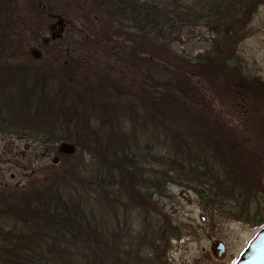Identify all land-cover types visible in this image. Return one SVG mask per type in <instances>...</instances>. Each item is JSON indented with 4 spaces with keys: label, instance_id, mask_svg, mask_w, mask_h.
<instances>
[{
    "label": "rangeland",
    "instance_id": "obj_1",
    "mask_svg": "<svg viewBox=\"0 0 264 264\" xmlns=\"http://www.w3.org/2000/svg\"><path fill=\"white\" fill-rule=\"evenodd\" d=\"M12 1L15 4V19L0 21V37H7L11 43L14 40L22 42V51L27 55V59L22 57L25 59L22 62L30 71L42 67L47 53L56 49L51 45L53 43L46 46L48 49L43 48L42 43L43 40L50 41L49 27L56 26L57 22H61L64 29L58 41L95 49L105 46L96 47L88 43L85 40L87 35L100 27L107 29L113 25L95 12L99 9L98 0ZM213 1L217 7H222V14L214 11L208 14L203 9L200 11L201 18H196L193 13L186 23L175 21V25L169 26L161 39L154 38L151 42L155 47L163 48L164 55L173 60L175 67H188L190 80L195 82L189 83L190 92L202 99L196 102L197 105L184 98L177 99L179 103L174 104L173 110L181 123L184 117L188 119L187 112L204 115L181 128L204 130L199 135L200 141L211 138V143L219 147L218 154L223 158L171 159L174 163L165 168L159 159L151 157L175 158L160 132L141 124L139 132L129 134L125 130H131L130 123L122 121L118 133L126 141L121 142L123 146L114 152L116 156L110 157L108 153V144L114 141L109 140L107 132L102 136L100 149L106 155V163H101L96 154L91 156L89 151L93 148L88 147L84 152L76 148L74 155L61 156L57 154L61 140L51 137L42 140L36 134L30 139L12 136L13 128L21 124V116H18L21 112L15 109V121L9 122V117L5 116L7 112L2 110L0 235L2 237L4 232L3 240L15 234V202L29 194L35 195L40 187L51 184L61 195L62 203L67 195L74 197L76 194L80 208L85 204L93 207L85 227L109 243L102 244L101 249L98 246V254H103L99 257L107 258L109 264L233 263L258 228L264 226V93L257 94L256 85L244 87L245 84L240 81L243 76H256L260 81L259 87L264 89V0L247 5L244 13H240L242 0ZM205 3L202 0V5ZM106 9L107 6H104L103 10ZM205 10L209 11V6ZM190 12L195 10L190 7ZM26 18H31L32 22L22 25V20ZM123 24L113 28L121 38L119 43L108 46L118 48L121 44V54H125L124 48H133L123 41L137 37L128 20ZM133 45L136 46L138 60H144L145 45L141 46L140 42ZM31 50L39 51L41 58L32 60L29 57ZM96 54L102 55L100 61L107 56L106 52ZM110 59L108 66L112 69L116 66L114 71L119 72L116 76L128 79L125 85L131 87L128 83L130 79H133L131 83L134 86L137 82L142 81L143 85L148 82L145 67L134 70L128 56L119 61ZM233 61L239 66L241 76L230 70ZM113 62L118 64L113 65ZM124 63L128 68L127 74ZM200 73L202 80L197 81L195 76ZM182 103L188 104V107L183 108ZM118 105L121 106L120 103ZM178 112H182L181 119ZM129 116L132 118V113L129 112ZM118 118L122 120V116ZM45 132L40 135H46ZM94 149H98L96 144ZM249 155L258 160L257 166L251 163ZM54 159L59 161L53 163ZM128 163L132 165L129 176L115 172L116 165L127 170ZM235 165L245 166L244 176H249L246 181L237 173ZM110 167L113 172L108 169ZM165 169L172 171L170 176L163 175ZM74 172L81 174L86 181L90 179L94 185L86 181L84 186L76 185L79 176L73 177ZM203 175H209L207 178L211 180L204 181ZM243 187L257 192L250 203L238 197V190ZM37 198H31L33 204L38 201ZM245 204L248 205L245 207ZM87 214L88 219L89 212ZM112 242L123 243L126 247L112 245ZM219 243L225 248L223 255L217 250ZM123 248L127 249L126 253ZM70 250V264H78L85 252L81 254L74 246H70ZM118 251H122V255Z\"/></svg>",
    "mask_w": 264,
    "mask_h": 264
},
{
    "label": "trees",
    "instance_id": "obj_2",
    "mask_svg": "<svg viewBox=\"0 0 264 264\" xmlns=\"http://www.w3.org/2000/svg\"><path fill=\"white\" fill-rule=\"evenodd\" d=\"M98 1L99 9H96L95 12L101 14L102 18L108 19L113 25L107 29L100 27L91 35H87V38H91L90 40L87 38L85 40L96 47L102 44L105 46L104 48L95 49L88 45L53 42L51 45H54L56 49L47 53L45 64L30 71L27 65L22 62L27 59V55L21 48L22 42L14 40L11 43L7 37H0V117L3 110L7 112L5 116L9 117V122L15 121V109H17L21 112L18 113V116H21V124L15 126V129L36 135L48 130L49 132H45V136L69 142L80 152L86 151V147L93 148L89 153L91 152V156L96 154L101 163L107 162V159L104 158L106 155L100 149L102 148L100 146L102 136L105 132L108 133L109 140L114 141L108 144L110 157L116 156L114 152L119 151L123 146L121 142L126 141L118 133L121 131L118 128L121 121L130 123L131 130H127V128L125 130L129 134L139 132L141 124L146 128H151V130L154 128L160 132L166 147L170 148L171 152L173 151L175 158H169V156L155 158L153 155L151 157L159 159L165 168L170 163H174L171 159L223 158L220 153L218 154L219 147L211 143V138L200 141L199 135L204 130L181 128L190 125L195 121V118H200L202 113L187 112L188 119L184 117L181 123L177 119V112L174 115L173 110L174 104L179 103L177 99L184 98L185 101L191 103L202 99L197 94L190 92L189 83L195 82H193L194 79L190 80V73L187 72L188 67L185 68L182 65L175 67L173 60L164 55L163 48L155 47L151 42L154 38L161 39L165 30L169 26L175 25V21L179 24L186 23L188 18H191L188 16L193 13L196 18H201L200 11L203 9L208 14L214 11L220 15L223 12L222 7H217L213 0H205L204 5H202V0ZM255 1L242 0L240 13H244L247 5L255 3ZM2 2L4 0H0V15H4V17L0 16V21H12V18L6 16L2 10ZM189 3L195 12H190ZM104 6H107L105 11L103 10ZM208 6L209 11H206L205 8ZM38 10L42 12L40 9ZM113 15L114 17H112ZM127 20L133 25L132 31L137 37L123 41L133 47L124 48L125 55L120 53L121 44H118V46L120 45L118 48H109L108 46L119 43L118 39L121 38L113 28L124 25L123 22L125 23ZM22 21V25H28L27 21L32 22L31 18ZM238 29L240 28L238 27ZM30 30L28 28L29 32ZM137 42H140L141 46L145 45L144 60L139 61L135 54L136 46L133 44H137ZM97 52L107 53L104 61L99 60L102 55H97ZM108 56L117 61L128 56L134 70L145 67L148 82L145 85L142 84V81L137 82L134 86L131 83L133 79H130L128 83L131 84V87L125 85V81L128 79L122 80L116 76L119 72L114 71L116 66L113 69L108 66L109 60H111ZM117 64L113 62V65ZM124 65L127 74L128 68L125 63ZM231 69L232 66H230ZM195 78L197 81H201L202 73L197 74ZM259 84L254 85L259 87ZM247 85L245 84L244 87ZM119 103L121 106L118 105ZM182 105L183 108L188 107L186 103H182ZM128 110L132 113V118H130ZM120 116H122V120H119ZM178 117L181 119L182 112H178ZM2 124L6 125L4 122ZM95 144L98 147L97 150L94 149ZM246 154L248 156V153ZM249 156L251 163L257 166L258 160ZM112 166L114 167V165ZM234 167L243 180L246 181L249 178L248 175L244 176L247 170L243 169L245 166L235 165ZM127 168V170L126 168L122 169L116 165L114 170L118 174L128 175L132 165L128 163ZM108 169L113 172L111 167ZM171 172L165 169L163 175L170 176ZM251 173L252 171L249 172V174ZM207 176L209 175H203L204 181L211 180ZM73 177H78L76 185H85L86 180L81 174L74 172ZM86 182L94 185L90 179ZM38 190L40 191L35 195L30 196L29 194L15 202V221L19 222V227L15 230V238L3 240L0 247V264H70L72 261L70 246L80 250L81 254L82 251L85 252L78 260V264H109L110 261L107 258L99 257L103 254H98L100 252L98 246L101 249L102 244L109 243L103 241L101 235L88 231L85 227L90 218V208L92 212L93 207L85 204L80 208L81 204L76 199V194L74 197L67 195L65 202L62 203L61 195L54 185L51 187V184L40 187ZM238 191L239 199H244L249 203L257 195L255 190L250 191L248 188ZM146 192L148 193V188ZM34 196H38V201L33 204L34 200L31 198ZM42 200L45 203H41ZM246 205L248 204L244 206L246 207ZM87 212H89L88 219ZM99 238L101 239L100 243ZM114 244L117 242L112 245ZM117 245L118 247L124 246L123 243ZM123 250L124 253L127 252L126 248ZM118 252L122 255V251Z\"/></svg>",
    "mask_w": 264,
    "mask_h": 264
},
{
    "label": "water",
    "instance_id": "obj_3",
    "mask_svg": "<svg viewBox=\"0 0 264 264\" xmlns=\"http://www.w3.org/2000/svg\"><path fill=\"white\" fill-rule=\"evenodd\" d=\"M55 27H57L58 31L56 34L51 35V40L59 39L63 31L61 22H57ZM29 55L33 59L39 58V52L36 50H31ZM74 152V147L66 143H61L58 147V153L61 155L70 156L73 155ZM56 162L57 159H54L53 163ZM220 249L222 248L220 247ZM235 264H264V228L256 234L254 239L249 243L245 252L235 262Z\"/></svg>",
    "mask_w": 264,
    "mask_h": 264
},
{
    "label": "flooded vegetation",
    "instance_id": "obj_4",
    "mask_svg": "<svg viewBox=\"0 0 264 264\" xmlns=\"http://www.w3.org/2000/svg\"><path fill=\"white\" fill-rule=\"evenodd\" d=\"M3 4V5H2ZM3 7V8H2ZM1 8H2V10L5 12V14L8 16V17H11L13 20L15 19V16H14V14H15V4L13 3V1L12 0H4V2H2L1 3ZM0 16H2V17H4V15H0ZM49 31H50V39H51V35L52 34H56V32L58 31L57 30V27H53V26H51V27H49ZM50 44V42H47V40H43V43H42V47L43 48H47L46 46L47 45H49ZM39 52V51H38ZM30 57V56H29ZM39 57L41 58V53L39 52ZM31 58V57H30ZM32 60H34L33 58H31ZM232 69L235 71L234 73L236 74V72H238V74H240V76H241V70H240V68H239V66H237V63H235L234 61L232 62ZM257 78L258 77H244L243 76V78H240L241 80V83H243V84H248V85H250V84H252V85H254V84H256V83H260V81H258L257 80ZM245 82H247V83H245ZM256 90H257V94H262V93H264V89L261 87V88H259L258 89V85L256 86ZM10 130V129H9ZM13 130L14 131H12V132H14L13 134H11L12 136H18V137H21V138H28V139H30V137H32L34 134H28V133H25V132H23V130H19V129H15V128H13ZM32 135V136H31ZM38 138H40V139H42V140H49L50 139V137L48 138V135L47 136H45V135H39L38 136ZM36 141H38V142H41V143H43V144H47V143H44V142H42V141H40V140H37L36 139ZM61 143H66V144H70L69 142H65V141H61ZM14 218H15V214H14ZM19 223V222H18ZM18 223L15 221V230H17L18 229V227H19V225H18ZM17 228V229H16ZM0 229L2 230V228H1V226H0ZM0 230V231H1ZM258 230H259V228H258ZM257 230V231H258ZM257 231H256V233H257ZM255 233V234H256ZM254 234V235H255ZM14 235V237L13 238H15V234H13ZM3 237H4V232L2 233V237H1V235H0V241L2 242L3 241ZM249 241H250V239L248 240V242H247V244L245 245V247L248 245V243H249ZM219 244L217 245V250H218V252H219V254H220V251H219ZM225 253V248H223V251H222V255ZM238 258V257H237ZM236 258V259H237ZM236 259L233 261V263L232 264H234V262L236 261Z\"/></svg>",
    "mask_w": 264,
    "mask_h": 264
}]
</instances>
